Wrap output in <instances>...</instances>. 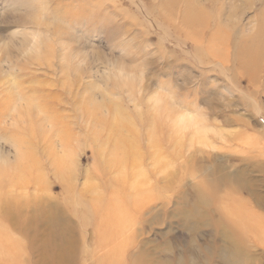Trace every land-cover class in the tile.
<instances>
[{
	"label": "rangeland",
	"instance_id": "rangeland-1",
	"mask_svg": "<svg viewBox=\"0 0 264 264\" xmlns=\"http://www.w3.org/2000/svg\"><path fill=\"white\" fill-rule=\"evenodd\" d=\"M247 220L264 0H0V264H264Z\"/></svg>",
	"mask_w": 264,
	"mask_h": 264
},
{
	"label": "bare ground",
	"instance_id": "bare-ground-1",
	"mask_svg": "<svg viewBox=\"0 0 264 264\" xmlns=\"http://www.w3.org/2000/svg\"><path fill=\"white\" fill-rule=\"evenodd\" d=\"M202 168V167H201ZM201 168H197L198 170H201ZM221 168H220V166H217L216 167V171H217V176H216V178L217 179H219V181L218 182H225V176L227 175V173H222V177L221 176H219V170H220ZM235 175V174H234ZM236 176V175H235ZM228 179V178H227ZM222 196L221 195H218L217 196V198H218V200H220V198H221ZM236 199V198H235ZM233 197H228L227 196V200H228V202L227 203H229V201H231L227 206H229V207H231V210H230V212L229 213H231V216H226L225 217V219H223V220H226L225 222H227V224L230 222L229 220H237V219H245V218H243L244 216L243 215H245L246 216V218H249L250 220H252V217H253V213H251V212H245V211H240V210H237L234 206V203H236L235 200ZM216 200V199H215ZM199 203H201V202H199ZM255 216V215H254ZM223 220H222V222H223ZM231 223V222H230ZM232 225H234V230H235V232H237L238 231V229L240 228V227H238V225L237 224H235V223H231ZM244 224V227L248 230V231H250V232H252V230H253V226H252V222L251 221H249V220H247L246 222H244L243 223ZM71 228V227H70ZM233 229V228H232ZM256 230H253V232L255 233V235H257L258 236V239H264V230L263 229H261L260 227H256L255 228ZM71 231V230H70ZM221 234H224V232L223 233H221ZM120 235V234H119ZM232 242H234V241H232ZM115 248H112V250H114ZM156 251V250H155ZM108 253V255H109V257H110V254H111V251L110 250H108L107 251ZM141 256H142V254H141ZM109 257L107 258L108 260H109ZM107 261V260H106ZM140 261V260H139Z\"/></svg>",
	"mask_w": 264,
	"mask_h": 264
}]
</instances>
